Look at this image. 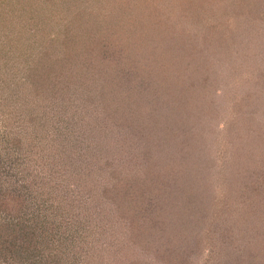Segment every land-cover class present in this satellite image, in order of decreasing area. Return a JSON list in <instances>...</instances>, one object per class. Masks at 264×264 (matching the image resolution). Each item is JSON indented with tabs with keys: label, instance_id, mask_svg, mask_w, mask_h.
<instances>
[{
	"label": "rangeland",
	"instance_id": "obj_1",
	"mask_svg": "<svg viewBox=\"0 0 264 264\" xmlns=\"http://www.w3.org/2000/svg\"><path fill=\"white\" fill-rule=\"evenodd\" d=\"M258 1L85 0L91 11L83 16L86 26L72 16L65 17L71 25L57 23L68 24L71 38L99 40L100 48L106 41L119 62L128 56L136 63L99 80L87 77L83 85L76 76L71 102L55 92L59 77L50 86L48 106L30 97L28 88H14L0 100V129L18 125L28 137L24 145L30 142L36 153L30 175L61 197L49 209L82 233L78 245L89 252L83 264H122L112 259L124 237L112 199L117 180L131 188L144 159L169 142L180 146L189 140L197 143L185 146V155L201 172L198 211L206 218L188 239L195 243L186 250L190 264H233L230 252L248 264H264V5ZM107 29L103 38L98 32ZM149 67L170 83L163 92L154 89L156 98L144 93ZM17 92L34 99L38 129L26 109L8 102ZM138 102L145 107L137 110ZM173 152L169 146L167 154ZM178 226L183 241L190 230ZM74 252L67 253L72 261Z\"/></svg>",
	"mask_w": 264,
	"mask_h": 264
},
{
	"label": "trees",
	"instance_id": "obj_2",
	"mask_svg": "<svg viewBox=\"0 0 264 264\" xmlns=\"http://www.w3.org/2000/svg\"><path fill=\"white\" fill-rule=\"evenodd\" d=\"M259 1L263 7L264 0ZM72 5L76 8L71 10ZM85 8H88L85 0H0V100L6 93L11 95L8 91L14 88L16 91L28 88L30 97H38L45 101L41 105L46 103L48 106L49 99L54 95L50 86L54 83L53 79L59 77L55 92L64 103L71 102L69 93L74 90L72 80L76 76L78 84L83 85L87 77L97 75L99 80L100 75L102 77L106 72L115 73L121 70L122 65L123 70L130 68L129 62L131 65L136 63L137 59L128 56L122 57L124 60L119 62V56H114L111 46L107 52L106 41L100 48L99 44H95L99 40L94 42L84 37L85 41L80 42L71 38L66 26L71 25V19L66 20L65 17L72 16L86 26L83 16L86 19L91 11ZM58 19L65 23L68 21V24L57 23ZM91 20L94 22V19ZM55 25H59V29L54 28ZM53 29L60 36L52 37ZM108 29L102 31H105L104 34L98 33L105 38L111 32ZM97 39H101L100 36ZM138 68L144 70L142 66ZM147 70L153 71L150 67ZM161 77L153 72L147 75L144 93L156 98L158 90L162 91L170 85ZM23 97V93L17 92L8 102L16 101L19 107L26 109L36 130L40 120L32 107L34 99L27 101ZM141 107L145 105L138 102L137 110ZM8 111H11L10 108ZM42 130L47 132L45 127ZM20 131L14 123L9 124L6 131L0 129V264H59L61 261L62 264H83L89 253L78 245L83 235L69 228L70 221H57L49 209L53 199L60 202L61 197L57 194L53 196L48 186L37 180L35 174L30 175L31 170H36L33 167L37 162L33 158L36 153L33 155V145H29V141L24 145L28 137L24 139ZM187 145L195 147L197 143L189 140ZM187 145L169 142L148 161L144 159V163L132 174L131 188L120 187L122 181L117 180L120 182L112 199L123 222L124 237L120 253L111 256L113 260L122 264H158V259L164 261L163 264H190V254L186 250L195 243L188 239L192 234L197 236L196 225L200 222L203 225L206 218L198 211L201 210L198 206L200 187L197 188L196 180L201 172L195 162L185 155ZM169 146L174 148L172 155L167 154ZM187 169L191 173H187ZM180 182L184 183L182 188ZM180 194L182 200L179 202ZM178 225H187L190 230L183 241L179 240L183 230ZM170 237H176L172 239L174 242ZM58 247L59 255L54 253ZM72 248L75 251L73 261L67 256ZM228 254L232 255L233 264H248L236 254V257L232 252ZM59 258L62 260L58 261Z\"/></svg>",
	"mask_w": 264,
	"mask_h": 264
}]
</instances>
